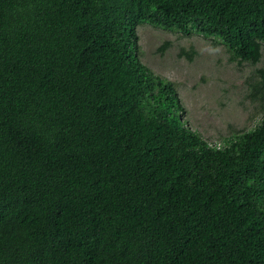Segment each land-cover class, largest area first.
Segmentation results:
<instances>
[{"label":"trees","instance_id":"trees-1","mask_svg":"<svg viewBox=\"0 0 264 264\" xmlns=\"http://www.w3.org/2000/svg\"><path fill=\"white\" fill-rule=\"evenodd\" d=\"M144 21L261 58L264 0H0V264H264V112L210 143Z\"/></svg>","mask_w":264,"mask_h":264},{"label":"rangeland","instance_id":"rangeland-1","mask_svg":"<svg viewBox=\"0 0 264 264\" xmlns=\"http://www.w3.org/2000/svg\"><path fill=\"white\" fill-rule=\"evenodd\" d=\"M136 30L140 59L174 82L187 124L210 143L257 124L264 99L253 85L258 80L257 68L264 67V43L257 63H239L214 36L183 33L145 21Z\"/></svg>","mask_w":264,"mask_h":264}]
</instances>
